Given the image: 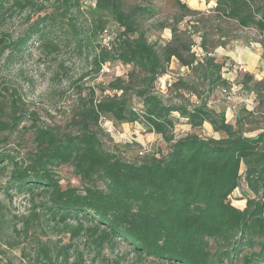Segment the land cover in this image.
I'll use <instances>...</instances> for the list:
<instances>
[{"label":"trees","instance_id":"obj_1","mask_svg":"<svg viewBox=\"0 0 264 264\" xmlns=\"http://www.w3.org/2000/svg\"><path fill=\"white\" fill-rule=\"evenodd\" d=\"M50 1L51 12L38 16L23 37L14 40L6 33L0 38V61L6 50L8 60L23 52L36 35L48 48L57 49L62 39L73 44L86 55L93 73L109 62L131 65L132 70L127 78L118 76L101 86L111 94L98 97L95 88L90 89L71 120L76 132L40 125L31 112L35 148L23 161L5 149L8 136L0 139V170L11 166L6 190L30 198L32 211L23 230L43 217L73 237L85 236L87 248L97 256L124 242L137 259L152 258L159 264H264V126L247 128L264 106V79L239 68L257 105H243L233 124L226 111L208 104L214 89L230 88L222 76L223 63L207 48L204 54L195 51L197 42L178 33V24L194 13L186 2L173 0L178 11L172 23L159 22L160 29L171 27L173 35L160 44L150 39L146 26L160 13L153 0H95L89 15L82 0ZM214 1L212 16L254 29L264 39V0ZM35 9L43 12L47 7L38 0H0V20L26 10L30 20ZM112 24L116 31H110ZM196 46L206 47L202 37ZM174 58L207 84L208 95L200 102L168 103L159 93L157 81ZM187 83L180 78L174 86L189 87ZM17 101L7 115H0V133L19 129L25 114ZM103 119L139 122L147 132L161 135L169 150L125 159L106 148ZM179 119L194 130L210 124L223 136H177ZM63 165L74 168L81 186L62 184L57 168ZM237 189L241 194L236 200L242 205L232 199ZM35 262L87 264L85 250L72 243L55 253L47 244H38ZM107 264H121V258Z\"/></svg>","mask_w":264,"mask_h":264},{"label":"rangeland","instance_id":"obj_2","mask_svg":"<svg viewBox=\"0 0 264 264\" xmlns=\"http://www.w3.org/2000/svg\"><path fill=\"white\" fill-rule=\"evenodd\" d=\"M127 1L133 4L152 0ZM183 1L194 13L178 24V33L185 39L195 40V43L202 37L206 47L202 49L196 43L193 49L204 54L207 48L218 62L223 63L222 76L231 83L228 89H214L208 96V104L218 111H226L228 121L235 124L236 115L243 105L248 109L257 105L255 94L245 88L239 68H245L255 79H264V39L254 29H242L233 21H221L212 16L209 8L213 3L208 5L207 0ZM38 2L44 3L47 10H33L30 20L27 18L29 10L5 21L0 20V38L6 33H10L14 40L23 37L38 16L53 9L50 0ZM94 3L95 0H82L86 15H89L88 11ZM153 3L160 9V13L148 20L146 26L150 39L164 44L173 35L171 27L160 29L159 22L172 23L178 8L173 0H153ZM192 22L194 25L190 27ZM112 30L116 31L114 24L110 31ZM8 55L9 50H6L0 61V115H7L12 109L13 101L18 100L17 105L25 116L17 131L12 134L0 133V139L5 140L8 136L5 149L21 161L35 148L33 130L30 129L31 112L37 114L40 125L76 132L77 126L71 124V120L81 106V99L89 97L90 89L94 87L98 97L111 94V90L103 91L101 86L118 76L127 78L132 70L131 65L109 62L99 73H93L86 55L74 49L73 44L62 39L57 49L48 48L36 35L24 47L23 52L16 53L10 60L7 59ZM180 78L188 82L189 87H175L174 83ZM156 86L168 103L183 102L192 105L208 95V86L199 74L183 66L176 58L172 60L167 73L159 78ZM2 109L4 113L1 112ZM102 124L106 129V148L119 153L125 159L136 160L141 154L169 150V145L161 135L147 132L146 127L139 122L116 123L112 119H103ZM258 126H264V106L255 113L247 128L254 129ZM192 132L204 137L223 136L214 132L210 124L194 130L185 119H179L175 127L176 135ZM10 171L11 166L0 170V264H36L35 252L41 243L47 244L54 253L57 247L65 244L79 246L86 252L87 264H107L108 261L111 263L118 258H121V264H159L152 258L137 259L124 242L116 249L107 247L101 256H97L87 248L85 236L73 237L61 225L43 217L33 220L25 232V220L31 214L32 206L27 194L6 190ZM57 172L64 186H81L72 166H60ZM240 194V189L235 190L232 197L235 204H243V201L236 200Z\"/></svg>","mask_w":264,"mask_h":264},{"label":"crops","instance_id":"obj_3","mask_svg":"<svg viewBox=\"0 0 264 264\" xmlns=\"http://www.w3.org/2000/svg\"><path fill=\"white\" fill-rule=\"evenodd\" d=\"M207 3H208V5H209L210 3H213L210 7H212V6H214V5L216 4L214 0H211V1H208V0H207ZM249 58H250V53H249Z\"/></svg>","mask_w":264,"mask_h":264},{"label":"built area","instance_id":"obj_4","mask_svg":"<svg viewBox=\"0 0 264 264\" xmlns=\"http://www.w3.org/2000/svg\"><path fill=\"white\" fill-rule=\"evenodd\" d=\"M240 69H242V70H246L245 68H243V67H240Z\"/></svg>","mask_w":264,"mask_h":264}]
</instances>
